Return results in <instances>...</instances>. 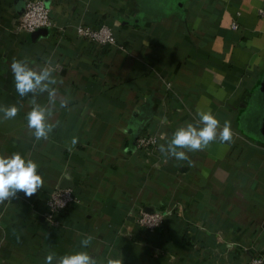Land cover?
<instances>
[{
  "label": "crops",
  "instance_id": "1",
  "mask_svg": "<svg viewBox=\"0 0 264 264\" xmlns=\"http://www.w3.org/2000/svg\"><path fill=\"white\" fill-rule=\"evenodd\" d=\"M44 1L53 26L22 31L27 0H0V105L20 108L14 119L0 113V155L22 153L44 178L31 197L0 204V264L77 251L96 264H245L264 255V0ZM102 23L116 45L77 33ZM14 59L63 66L53 75L68 106L57 105L47 140L27 127L32 96L16 92ZM37 100L46 104L47 94ZM200 111L229 121L233 139L187 153L191 165L165 157L159 145ZM150 134L157 143L139 147ZM64 182L81 201L52 225L47 200ZM174 201L162 228L137 223L141 208Z\"/></svg>",
  "mask_w": 264,
  "mask_h": 264
},
{
  "label": "clouds",
  "instance_id": "2",
  "mask_svg": "<svg viewBox=\"0 0 264 264\" xmlns=\"http://www.w3.org/2000/svg\"><path fill=\"white\" fill-rule=\"evenodd\" d=\"M11 71L19 96L22 98L29 94L32 96L31 110L26 114L28 129L31 130L36 141L47 140L59 124V121L53 123L50 119L57 105L59 108L68 106V100L58 97L55 87L58 80L53 75L54 68L46 64L37 69L29 66L25 60L14 59L11 63ZM45 93L47 103H39L37 96ZM19 111L20 108L16 104L0 105V113L4 120L14 119ZM232 139L233 131L229 121H224L221 125L219 119L211 111H200L195 123L189 122L186 126L179 127L166 144L159 145V150L165 157L187 161L191 165L192 161L187 153L206 150L216 140L226 143ZM77 142V138L73 137L71 146L74 147ZM38 168L36 161L26 158L20 152H15L10 156L0 155V204L16 198L21 192L31 197L43 187L44 178ZM92 240L91 235L87 236L81 241V247L87 248ZM45 264H96V258L87 251H77L60 257L49 252L45 258ZM108 264H113V262L109 260Z\"/></svg>",
  "mask_w": 264,
  "mask_h": 264
},
{
  "label": "built area",
  "instance_id": "3",
  "mask_svg": "<svg viewBox=\"0 0 264 264\" xmlns=\"http://www.w3.org/2000/svg\"><path fill=\"white\" fill-rule=\"evenodd\" d=\"M54 22L50 14V8L44 0H27L26 8L18 19V28L22 31H32L36 27L46 25L53 26ZM239 25L236 21L232 22V27L237 28ZM77 33L103 45H116L117 38L113 29L107 23H102L97 27L89 24H79ZM54 70L60 71L62 64L50 65ZM139 147L154 146L157 143L156 135H141L137 140ZM72 187H55L47 200V209L44 211L45 218L52 224L60 223L59 215L64 213L74 202H80ZM177 201H174L164 207H155L153 210L141 208L137 215V223L147 232H154L163 227L166 219L173 215L178 207ZM245 264H264V255L257 253L249 258Z\"/></svg>",
  "mask_w": 264,
  "mask_h": 264
},
{
  "label": "water",
  "instance_id": "4",
  "mask_svg": "<svg viewBox=\"0 0 264 264\" xmlns=\"http://www.w3.org/2000/svg\"><path fill=\"white\" fill-rule=\"evenodd\" d=\"M65 186H71V183L68 182H64L63 184H61V187H65ZM149 211L153 210V208L148 209Z\"/></svg>",
  "mask_w": 264,
  "mask_h": 264
}]
</instances>
